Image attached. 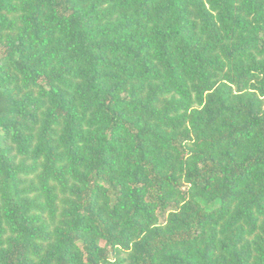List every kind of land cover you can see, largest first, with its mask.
I'll list each match as a JSON object with an SVG mask.
<instances>
[{
    "label": "trees",
    "instance_id": "obj_1",
    "mask_svg": "<svg viewBox=\"0 0 264 264\" xmlns=\"http://www.w3.org/2000/svg\"><path fill=\"white\" fill-rule=\"evenodd\" d=\"M0 264H264V0H0Z\"/></svg>",
    "mask_w": 264,
    "mask_h": 264
}]
</instances>
